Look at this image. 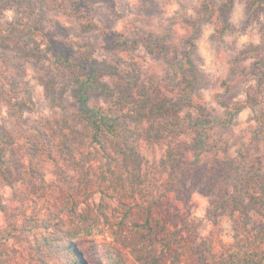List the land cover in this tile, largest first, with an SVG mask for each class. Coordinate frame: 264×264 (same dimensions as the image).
<instances>
[{
    "label": "trees",
    "instance_id": "1",
    "mask_svg": "<svg viewBox=\"0 0 264 264\" xmlns=\"http://www.w3.org/2000/svg\"><path fill=\"white\" fill-rule=\"evenodd\" d=\"M235 1L200 0V21L211 24L216 36L222 38ZM245 1L248 18L260 21L258 43L242 51L243 60H250L242 75L245 79L251 78L254 84L250 88L253 93L248 92L245 104L253 109L255 94L263 92L264 95V0ZM75 8L81 30L88 33L95 29L86 1L79 0ZM41 10L44 7L41 6ZM14 28L13 23L6 26L0 23V38L4 31L11 33ZM136 35L132 39L119 32L112 33L116 64L95 60L92 57L95 46L89 42L75 47L69 40L63 49L55 44L46 47L45 54L52 64L72 73L70 91L82 121L77 131L81 138L78 146L62 142L56 151L52 141L42 137L41 154L33 150L24 158L27 159L25 164L8 170L5 169L7 140L0 138V186H14L28 173L30 178L24 183L33 188L40 186L39 182L45 180L41 171H37L42 157L53 163L57 156H62L80 164L84 159L96 161L95 175L108 190L101 188L82 201L73 199L62 208L26 218L25 207L30 201L28 185L21 188V195L14 196L8 205L0 199V211L15 223L0 226V237L16 239L18 231L25 233L32 248L39 252L37 261L41 264H50L52 259L57 264H88L75 239L96 234L112 237L128 249L138 264H181L175 243L154 214L156 182L161 179L177 193L188 192L186 197L196 190L206 195L218 194L214 207L230 215L240 212L245 225L251 223L252 211L264 216V170L257 166L260 159L247 143L237 149L235 156L225 152V158L219 161L223 160L222 170L213 166L218 150L210 142L211 132L217 126L233 124L243 109L241 102L222 103L223 112L216 115L194 92L198 89L190 57L194 42L180 61L170 63L172 72L168 79L148 78L143 69V56L137 53L140 44L149 55L164 51L166 45L162 38L152 34ZM106 75L118 79L110 84L104 80ZM92 93L106 99L105 107L90 103ZM26 94V102L32 104L30 92ZM51 98L64 107L57 97ZM2 105L0 93V107ZM14 109L17 119L21 120L22 107ZM254 115L255 127L251 133L255 137L264 136V109L259 108ZM180 134L186 136L184 144L190 148V161L180 158V152L178 155L179 145L173 139ZM147 154L151 155V160ZM185 163L191 166V175L187 169H182ZM216 179L221 181L214 182ZM14 209L22 212L20 217L24 221L19 225ZM250 231L249 237L243 240L235 236L228 247L231 249L228 256L220 261L213 258L214 264H264V249L257 246L264 243V227ZM101 245L106 264H126L118 248L108 242ZM204 260L201 258L202 262Z\"/></svg>",
    "mask_w": 264,
    "mask_h": 264
},
{
    "label": "rangeland",
    "instance_id": "2",
    "mask_svg": "<svg viewBox=\"0 0 264 264\" xmlns=\"http://www.w3.org/2000/svg\"><path fill=\"white\" fill-rule=\"evenodd\" d=\"M78 1L0 0V23L5 26L13 23L16 27L11 33L4 31L0 38V93L3 98L0 138L7 140L5 169L12 170L14 165L25 164L27 159L24 158L33 150L41 154L42 137L52 141L56 151L62 142L78 146L81 140L77 131L82 121L70 91L72 73L52 64L45 54L46 47L55 44L63 49L69 40L75 47L89 42L95 46L92 55L95 60L114 64L112 33L119 32L132 39L137 33L152 34L165 42L166 48L162 52L146 54L141 44L137 52L143 56L145 75L153 80L168 79L172 72L170 63L180 61L190 43L194 42L190 49L198 84L194 92L216 115L222 114V103L239 101L243 106L233 124L217 126L211 132L210 142L218 150L214 168L222 170L223 160L219 161L225 158V152L235 156L237 149L247 143L260 159L257 166L264 170V136L255 137L251 133L255 127L254 111L264 109V95L263 92L256 93L254 108L247 106L245 99L248 92L253 93L250 88L254 84L251 78L245 79L242 75L250 62L243 60L242 51L258 43L260 21L248 18L245 0L234 2L222 38L216 36L211 24L200 21V0H83L95 24V29L88 33L81 30L76 19ZM190 38L193 39L189 41ZM117 79V76L104 77L110 84ZM28 91L32 104L26 102ZM51 96L57 97L64 107L54 103ZM90 103L105 107L107 101L92 93ZM18 106L22 107L21 120L14 112ZM173 141L179 145L180 158L190 161V148L184 144L186 136L180 134ZM147 157L151 160L150 154ZM97 165L94 160L84 159L80 164L62 156H57L56 162L52 163L43 156L37 171L44 175V182H39L41 185H35V188L25 184L30 178L28 173L14 186H0V199L8 205L14 196L21 195V188L28 185L30 201L25 207V218L62 208L73 199L82 201L101 188L108 191L105 183L95 175ZM182 169H187L189 174L192 171L186 163ZM217 180L213 181H221ZM163 181L156 182L154 214L175 243L181 264H214V259L220 261L228 256L231 250L228 247L235 241V236L243 240L249 237L251 228L264 227V216L259 213L252 211L251 223L245 225L240 212L230 215L228 211L216 209V193L206 195L196 190L186 197L188 192L177 193ZM13 212L19 225L24 221L20 217L22 212L18 209ZM7 220L0 211V226L15 224ZM75 242L88 264H106L101 242L118 248L126 264H138L128 249L112 237L82 235ZM257 246L264 249V243ZM38 255L23 232L18 231L16 239L0 237V264H41L37 261ZM201 258L205 259L204 262ZM50 264H57V261L52 259Z\"/></svg>",
    "mask_w": 264,
    "mask_h": 264
}]
</instances>
